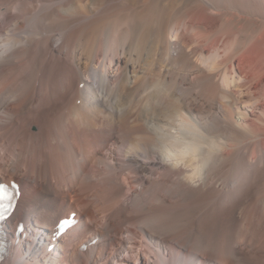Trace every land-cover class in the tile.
Returning <instances> with one entry per match:
<instances>
[{
    "label": "bare ground",
    "instance_id": "6f19581e",
    "mask_svg": "<svg viewBox=\"0 0 264 264\" xmlns=\"http://www.w3.org/2000/svg\"><path fill=\"white\" fill-rule=\"evenodd\" d=\"M12 181L0 264H264V0H0Z\"/></svg>",
    "mask_w": 264,
    "mask_h": 264
},
{
    "label": "snow or ice",
    "instance_id": "6c2138e0",
    "mask_svg": "<svg viewBox=\"0 0 264 264\" xmlns=\"http://www.w3.org/2000/svg\"><path fill=\"white\" fill-rule=\"evenodd\" d=\"M12 188L16 190L15 185H13ZM15 195H18V190L15 191ZM13 199H14L13 191H10L8 187L0 184V207L6 209L14 208V204L12 203ZM5 218L6 217H4L3 213H0V219H5ZM64 223H67V221H65ZM20 230L22 231V228Z\"/></svg>",
    "mask_w": 264,
    "mask_h": 264
},
{
    "label": "rangeland",
    "instance_id": "374dc122",
    "mask_svg": "<svg viewBox=\"0 0 264 264\" xmlns=\"http://www.w3.org/2000/svg\"><path fill=\"white\" fill-rule=\"evenodd\" d=\"M32 128H33V129H32L33 131H36V130H37V128H35L34 126H33ZM24 172H25V170H24ZM7 179H8V177H5V180H7ZM15 179H16V180H15L16 182L19 181L22 185H23V183L25 182L24 179L20 180V177H19V176L16 177ZM30 180H31V179H30ZM31 181H32V180H31ZM31 185H33V184H31ZM78 216H79V215L77 214V218H78ZM82 218H83V219H86V216L83 215ZM8 226H9V225H8ZM13 230H14V228H11V227H10V230H9V228H8L9 233H10V232L13 233ZM117 236H118V235H116V239L118 238V240H119V237H117ZM35 237H36V241H37L38 237H37V236H35ZM49 243H50L49 241H46V244H45V245H48ZM115 244H116V242H115L113 245H115ZM46 254H48V253H46ZM63 264H65V263H63Z\"/></svg>",
    "mask_w": 264,
    "mask_h": 264
}]
</instances>
